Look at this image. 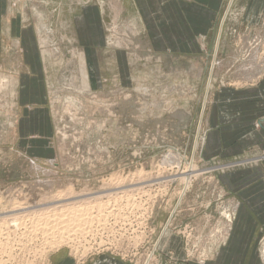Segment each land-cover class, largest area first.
Wrapping results in <instances>:
<instances>
[{
  "label": "rangeland",
  "instance_id": "obj_1",
  "mask_svg": "<svg viewBox=\"0 0 264 264\" xmlns=\"http://www.w3.org/2000/svg\"><path fill=\"white\" fill-rule=\"evenodd\" d=\"M168 1L154 45L143 0H0V264H205L221 243L219 179L264 151L207 156V112L264 73V6Z\"/></svg>",
  "mask_w": 264,
  "mask_h": 264
},
{
  "label": "crops",
  "instance_id": "obj_2",
  "mask_svg": "<svg viewBox=\"0 0 264 264\" xmlns=\"http://www.w3.org/2000/svg\"><path fill=\"white\" fill-rule=\"evenodd\" d=\"M255 1L264 6V0ZM172 4L168 0H143L141 3L147 13L149 32H153L154 45L157 37L161 40L163 27L170 34L169 6L173 7ZM184 7V21L196 16L192 5ZM225 84L232 86L231 95L209 101L206 138L208 144L214 139L215 145H204L206 155L232 157L246 151H264V73L247 84ZM256 122L261 123L260 127H255ZM219 182L223 185L221 190L225 189L229 195L223 205H230L233 218L226 224L221 243L205 264H264L260 259L261 254L264 256V162L248 165V168H234L224 173ZM258 241L262 244L258 245Z\"/></svg>",
  "mask_w": 264,
  "mask_h": 264
},
{
  "label": "bare ground",
  "instance_id": "obj_3",
  "mask_svg": "<svg viewBox=\"0 0 264 264\" xmlns=\"http://www.w3.org/2000/svg\"><path fill=\"white\" fill-rule=\"evenodd\" d=\"M192 159V158H191ZM195 168L192 164H190V166L187 167L185 173H186V176L184 177V181H186L187 183V186H185V188L189 187V179L196 176L198 173L195 172ZM192 181V180H191ZM188 190V189H187ZM185 191L181 193L179 199L177 200L176 204L175 205H178L181 200H182V197L185 195ZM174 209V208H173ZM14 210H17V208H14L12 211ZM173 213V212H172ZM67 215H69V213H67ZM170 217V216H169ZM73 214V215H69V217L65 220H62V222H65L64 225L66 224L67 225V228H68V231L66 230V228L64 227V225L61 227L62 228V231H64V233H67L68 235H72L71 232H76L77 231V228H73L75 226H78L79 225V219ZM168 221V220H167ZM15 220H12V224H14ZM168 224V223H167ZM166 225V224H165ZM166 228V227H165ZM72 230V231H71ZM81 230V229H80ZM79 230V231H80ZM71 231V232H69ZM81 235V234H80ZM57 241V240H56ZM55 241V242H56ZM52 243H54V241H51ZM58 242H60V240H58ZM57 242V243H58Z\"/></svg>",
  "mask_w": 264,
  "mask_h": 264
},
{
  "label": "built area",
  "instance_id": "obj_4",
  "mask_svg": "<svg viewBox=\"0 0 264 264\" xmlns=\"http://www.w3.org/2000/svg\"><path fill=\"white\" fill-rule=\"evenodd\" d=\"M263 252H264V250H263Z\"/></svg>",
  "mask_w": 264,
  "mask_h": 264
}]
</instances>
